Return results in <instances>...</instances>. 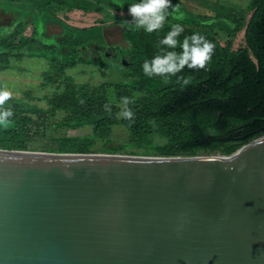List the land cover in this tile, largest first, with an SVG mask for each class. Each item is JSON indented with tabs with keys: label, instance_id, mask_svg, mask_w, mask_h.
I'll use <instances>...</instances> for the list:
<instances>
[{
	"label": "water",
	"instance_id": "obj_1",
	"mask_svg": "<svg viewBox=\"0 0 264 264\" xmlns=\"http://www.w3.org/2000/svg\"><path fill=\"white\" fill-rule=\"evenodd\" d=\"M0 264H264V137L210 158L0 149Z\"/></svg>",
	"mask_w": 264,
	"mask_h": 264
},
{
	"label": "trees",
	"instance_id": "obj_2",
	"mask_svg": "<svg viewBox=\"0 0 264 264\" xmlns=\"http://www.w3.org/2000/svg\"><path fill=\"white\" fill-rule=\"evenodd\" d=\"M1 1L21 3V7L28 4L39 18L41 12L53 3L67 5L63 0ZM214 13V16L201 13L194 15L196 21L191 24L193 26L183 25L184 32L177 38L182 41L185 35L193 32L206 36L215 44L211 60L204 68L185 67L168 79L159 75H144L141 65L145 59L156 55L160 47H167L159 45L158 40L173 24H164L162 29L153 33H145L143 29L137 30L134 26L125 25L124 38L128 48L115 49L130 58L126 66L127 73L123 76L128 83L105 82L101 85V90H105L107 86L113 87L121 103L122 97L130 99L134 93L139 94L140 97L128 105L134 113L131 119L120 115L123 104L110 103L104 96L85 95L86 100L78 99L77 87L72 85L66 87L64 95H58L49 101L35 96L31 98L30 94H26L22 98L26 103L28 100L45 101L46 108L41 112V117L63 112L65 118L58 123L61 128L75 130L86 125L91 128V132L86 135L66 134L52 138L54 147L51 150L37 152L117 155L120 152L132 154V150H138L134 154L161 157L185 155L183 158H187L186 156L199 151L222 150L224 155H230L263 138L264 0H250L246 8L218 5L214 8ZM217 23L229 29L233 39L244 32L243 48L238 51H233L231 45L223 48L213 31ZM26 26L21 24L12 34L0 36V74L9 68L13 59L32 57L24 53L31 45H42L41 48L46 49L47 54L63 48L67 51L60 54L63 66L85 64L82 56L87 54V39L68 36L49 46L40 43L32 35H24ZM37 33L38 30L34 29L33 35ZM97 44L105 47V43L100 40ZM100 46L96 47L99 52L103 48ZM175 50L182 51L179 45ZM103 56L106 60V55ZM46 59L49 60L48 57ZM51 60L55 61L56 57ZM93 64L96 66L99 63ZM184 79L187 83H184ZM70 80L66 78L65 82ZM87 89L81 88L85 92ZM94 92L95 90L91 91L92 94ZM105 105H109L110 110ZM12 107V124L7 128L0 127V149L28 151L25 143L33 123L29 114L40 111L35 107ZM120 127L128 134L127 143L122 145L112 137L113 131Z\"/></svg>",
	"mask_w": 264,
	"mask_h": 264
},
{
	"label": "rangeland",
	"instance_id": "obj_3",
	"mask_svg": "<svg viewBox=\"0 0 264 264\" xmlns=\"http://www.w3.org/2000/svg\"><path fill=\"white\" fill-rule=\"evenodd\" d=\"M63 1H66L68 6L53 3L41 12L42 15H40V18L34 14L28 4L21 7V3L11 4L3 1L0 2V36L10 35L16 27L21 24H26L24 35H32L40 43L49 46L57 44L59 39L68 36L73 38L82 37L89 42V45L85 47L87 54L82 56V61L85 64L80 63L73 67L63 66V58L60 54H63V52L67 53L63 48H57V50L51 51V54H47V50L41 48L42 45H31L24 50V53L26 55H32V57L26 56L13 59L9 68L0 74V86H6L14 93L13 97L6 104L20 106L26 109L35 107L40 111L37 114H29L33 123L31 124L30 134L25 143L28 151H49L54 147L52 138L66 134L86 135L91 132V128L87 125L75 130L61 128L58 123L65 118L63 112H58L50 117H41V112L46 108L45 101L28 100L26 103L22 99L26 94H30L31 98L35 96L49 101L53 97L64 95L67 92L66 87L72 85L77 87L76 95L78 99L86 100L85 95L87 97L91 95H95L96 97L104 96L110 103L122 105L113 87L107 86L105 90H101V85L105 82L107 84L111 82L128 83V81L123 79V76L127 73L126 66L129 64L130 58L125 54H120V57H117L119 50L115 48H119L120 50L128 48V44L124 38L126 24L122 23V21H131L133 19L130 15L124 16L128 13V4L133 2V0ZM173 1L175 0H172V5H179V12L183 13V17L177 19L175 15H170L166 18L165 24L179 23L181 25L193 26L191 24L196 21L194 15L201 13L203 15L214 16V8L218 5L246 8L250 0ZM115 5L125 8L126 13L123 12L118 16L109 13L107 10ZM169 11H171V8ZM170 18L174 19L170 20ZM34 29L38 30L37 35H33ZM213 31L216 35V40L223 48H227L228 45H231L233 51H238L243 48L244 32L239 33L233 39L229 29L219 23L215 25ZM101 36L106 41L105 47L110 49L107 52H105L104 49L106 48L103 45L100 46L97 44ZM99 46L104 48H101V52L96 48ZM112 51L114 52L112 53ZM104 54H108L106 62L102 59ZM52 57H56V60H51ZM90 62H98L99 64L95 66V64ZM66 78H70V82H65ZM83 87L88 88L87 92L81 90ZM92 90H95L94 94L91 93ZM138 97L140 95L134 93L129 101L131 102ZM112 137L120 145L128 141V134L123 127L115 129ZM137 151L132 150V154L124 152H120L119 154L139 155L134 154ZM220 156H226L222 150L199 151L186 157L210 158Z\"/></svg>",
	"mask_w": 264,
	"mask_h": 264
},
{
	"label": "clouds",
	"instance_id": "obj_4",
	"mask_svg": "<svg viewBox=\"0 0 264 264\" xmlns=\"http://www.w3.org/2000/svg\"><path fill=\"white\" fill-rule=\"evenodd\" d=\"M128 13L133 19L122 23L130 27L134 26L137 30L143 29L145 33L162 29L166 18L170 15H175L177 19L183 17V13L179 12V5H172V0H133L128 4ZM183 32V25L176 23L171 25L170 30L162 38H159L158 44L167 47H160L156 55L143 61L141 67L144 75L148 77L159 75L168 79L170 75L180 73L185 67L189 69L205 67L212 58L215 44L198 32L185 35L183 40L179 41L177 38ZM177 45L182 51L175 50ZM184 83H187L186 79ZM13 95L11 89L0 86V127L2 128L9 127L13 122L10 118L14 114V109L11 104H6ZM121 101L123 110L120 115L131 119L134 113L128 107L129 98L122 97ZM105 108L110 110L109 105H105Z\"/></svg>",
	"mask_w": 264,
	"mask_h": 264
},
{
	"label": "crops",
	"instance_id": "obj_5",
	"mask_svg": "<svg viewBox=\"0 0 264 264\" xmlns=\"http://www.w3.org/2000/svg\"><path fill=\"white\" fill-rule=\"evenodd\" d=\"M103 2V1H102ZM109 13H111L112 15H114L115 14V16H118V15H120L121 13H123V12H125L126 13V9L125 8H121L120 6H112V8L111 9H108L107 10ZM104 13V12H103ZM126 15H129L128 13H126L124 16H126ZM99 40L100 41H102V42H104V43H106V41H104L105 39H103V37L101 36L100 38H99ZM104 48H106V49H104L105 50V52H107V51H109L110 49L108 48V47H104ZM115 51V50H114ZM114 51H112V53L114 52ZM98 52V51H97ZM120 54L122 55V52H118V54H117V57H120ZM106 55V57L108 56V54H105ZM104 58V56H102V59ZM107 59H108V57H107ZM104 61H106V60H104Z\"/></svg>",
	"mask_w": 264,
	"mask_h": 264
},
{
	"label": "bare ground",
	"instance_id": "obj_6",
	"mask_svg": "<svg viewBox=\"0 0 264 264\" xmlns=\"http://www.w3.org/2000/svg\"><path fill=\"white\" fill-rule=\"evenodd\" d=\"M238 28V27H237ZM244 29V28H243ZM229 34V33H228ZM242 39V38H241ZM48 86V85H47ZM53 86V85H52Z\"/></svg>",
	"mask_w": 264,
	"mask_h": 264
}]
</instances>
